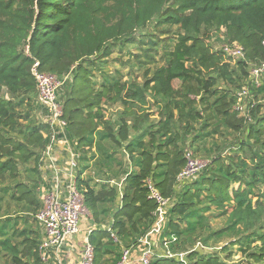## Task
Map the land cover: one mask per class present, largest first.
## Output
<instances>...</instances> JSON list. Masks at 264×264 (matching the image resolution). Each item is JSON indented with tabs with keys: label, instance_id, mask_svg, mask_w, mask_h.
<instances>
[{
	"label": "trees",
	"instance_id": "1",
	"mask_svg": "<svg viewBox=\"0 0 264 264\" xmlns=\"http://www.w3.org/2000/svg\"><path fill=\"white\" fill-rule=\"evenodd\" d=\"M210 40L240 44L244 58L226 56ZM132 47L138 72L124 78L109 69L111 56ZM263 60L264 0H0V179L13 182L0 188V203L7 197V207L26 209L0 215V264H44L33 215L48 125L30 115L39 104L35 61L43 71L69 75L59 94L66 133L80 158H96L100 180L84 177L81 165L76 177L92 224L94 264H116L122 247L137 244L152 225L147 179L172 198L163 237L184 254L155 256L152 264L264 263V106L250 108V122L234 108L249 67ZM246 85L255 100L264 98V81ZM149 101L158 111L153 122ZM116 103V118L106 117L103 105ZM243 130L237 143L225 142ZM192 146L204 150L207 163L178 186L184 150ZM21 172L36 180H17ZM114 178H123L120 197L108 183ZM220 216L223 226L212 228L211 217Z\"/></svg>",
	"mask_w": 264,
	"mask_h": 264
},
{
	"label": "built area",
	"instance_id": "2",
	"mask_svg": "<svg viewBox=\"0 0 264 264\" xmlns=\"http://www.w3.org/2000/svg\"><path fill=\"white\" fill-rule=\"evenodd\" d=\"M226 56L240 60L244 58V51L236 42H221L215 44ZM31 74L35 80L37 100L47 110L44 121L48 129L43 133L46 143L39 154L38 171L40 181L37 191L40 197V207L35 211L33 218L40 230L38 254L42 262H46L49 255L58 259L60 249L66 244L69 236L79 232L80 218L88 210L83 203V195L79 189L76 177L80 169V153L76 148V141L71 140L67 133V121L63 117V106L59 99V89L62 88L69 75L58 76L55 73L39 69L35 61L31 66ZM249 76L236 91L234 108L245 114L247 120L249 110L256 103L264 106V98L255 100L249 85L254 88L261 86L264 81V60L253 64L248 69ZM185 164L176 176L177 185L195 178L206 165L207 161L195 157L193 152L184 150ZM131 170V169H129ZM121 179H111L110 185L116 187L119 197L122 194ZM149 197L155 202L152 212L153 223L137 244L122 247L121 258L116 264H152L155 256L174 257L183 259L184 254H175L169 246V239L163 237L167 215L172 205V198L161 194L150 179L145 181ZM87 216V217H88ZM90 233L88 230L87 235ZM172 237L171 241H174ZM160 248L161 253L158 252ZM134 251V255L132 252ZM52 253V254H51ZM60 263V260H59ZM79 264H94L93 245L86 240L79 259Z\"/></svg>",
	"mask_w": 264,
	"mask_h": 264
},
{
	"label": "rangeland",
	"instance_id": "3",
	"mask_svg": "<svg viewBox=\"0 0 264 264\" xmlns=\"http://www.w3.org/2000/svg\"><path fill=\"white\" fill-rule=\"evenodd\" d=\"M171 30H174V28H172ZM166 35L167 34H164V35H160L159 34V36H166ZM211 42L213 44H215V43L216 44H219L222 41L213 40ZM131 50H132V53H131L130 50H127L126 48H124L121 51L115 50L114 53L111 56V62L109 64L110 65V68L109 69L110 70H113L114 67L119 68V70L121 71V74L123 75L124 78H127V76H128V78H131L134 75V72H138L137 70H135V69L133 70L131 68V61L134 60V57L132 56V55H134L133 53L134 52H139V50L136 49L135 47H132ZM160 56H161V49L158 48V50L156 51V57L159 58L158 60H160ZM149 67L152 68L153 65L152 64L151 65L149 64ZM62 88L59 89V94L62 92ZM262 99L261 98H258L259 101L262 100ZM36 105H37L36 107H33L32 108V111H31V114L30 115H32V118L36 122H44V119L46 117V113L45 112H47V110L44 109V108H42L40 104H36ZM118 106H119V104H117V103L116 104H111V105H108V104L107 105H103L104 115L105 116H110L111 118H114L115 117L114 115L115 114L117 115V113L121 110L119 108L120 106L119 107ZM115 108H116V110H115ZM145 111L149 112V114H150L149 115V121L153 122V121H155V120L158 119L157 107L155 105H153L152 103H150V101H149L148 106L146 107ZM263 113H264V107L263 108H260V111L258 113V117H261L263 115ZM22 121H24V120H22ZM248 122H250V121L248 120ZM246 134H247V131L246 130H243L240 133H235V134L232 133V134H230V135L227 136L225 142L226 143L228 142L229 144L233 145V143L234 144L237 143V140H239L238 139L239 137L240 138L245 137ZM216 140H217L218 143L221 142V140L224 141V139L221 138V137L216 138ZM211 144H212V140L209 141L206 144L207 148L210 147ZM186 145H188V143ZM190 149H192L195 152V147L192 146V147H190ZM92 153L95 154L94 151H92ZM244 153L246 155L250 154V152H249V150L247 148L244 150ZM195 154L199 158H206V157H208L205 154L204 150H201L198 153L195 152ZM88 155L91 156L90 154H88ZM116 157L121 160V158H123L125 156L121 152L119 153L117 151ZM79 163H80L81 167H83V169H85V173H87L89 175L90 172H91V170H90V168H91L90 161L89 160H85L83 158H80L79 159ZM123 167H124V165H123ZM21 169H22V167H21ZM36 177H37L36 174H31V175L24 176V173L21 172V175L17 178V180H21L23 182L30 180V181L34 182L36 180ZM96 177H97V175H96ZM115 179H117V178H115ZM6 185L13 186V182H11V180L9 179V177L7 175L0 179V188L5 187ZM231 186L236 187L237 186V183L236 182L235 183H231ZM36 196L38 197V200L40 201V197H39L38 191H37V195ZM6 202H9L8 201V198L7 197H4L3 201L0 203V206H1L0 215L5 214L4 212H6V211H8L6 213H10V214L13 213L12 215H16L18 213H22V211H26V209H24L21 206V203L10 202V204H9L10 206L7 207L8 205H7ZM217 211H218L217 209H212L210 211V214L211 215H214V214H216ZM87 216L88 215L85 212L81 216V218H80L79 232H78V234H76L77 237H84V235L86 234L87 226L91 224V221L89 220V217H87ZM223 220H224V217L223 216H220V217H211V219H210L211 227L212 228H217V227L223 226ZM34 221L35 220H33V225L35 226L36 224H35ZM37 228H38V226H37ZM157 250H158L159 253H161L160 248H158ZM211 250H212L211 248H208L207 250H205V252H209ZM239 256H240V254L239 255L237 254L234 257V259L237 260L239 258ZM183 259H184V257H183ZM59 260H60V263H59ZM61 262H62V260L58 258L57 260L54 259V263L53 264H61ZM262 264H264V263H262Z\"/></svg>",
	"mask_w": 264,
	"mask_h": 264
},
{
	"label": "crops",
	"instance_id": "4",
	"mask_svg": "<svg viewBox=\"0 0 264 264\" xmlns=\"http://www.w3.org/2000/svg\"><path fill=\"white\" fill-rule=\"evenodd\" d=\"M115 110H116V108H115ZM114 116L115 117L112 118V119L116 118V114ZM106 117L111 118L110 116H106ZM92 151H94L93 148L91 150V155L93 154ZM120 152L122 154H124L122 151H119V153ZM95 159H90L89 160L90 164H91V168H90L91 172H90V174L88 175L87 173H85V169H84L83 176L84 177L91 176V177L95 178V180H97V179L100 180L101 179L100 177H98V176L96 177L97 174H96V171H95L96 169L94 167ZM91 226H92V224L87 226L86 234L84 235V237H77L76 234L73 235V236H69L68 237L66 244L60 249L59 254H58V258L62 260L61 264H79V259H80V256H81V253H82V249H83V246H84V243H85V240H86V236H87L88 230L90 228H92ZM134 251L135 250H133L132 255H134ZM54 259L55 258L53 257V255H49V257L47 258V261L44 262V264H53L54 263Z\"/></svg>",
	"mask_w": 264,
	"mask_h": 264
}]
</instances>
